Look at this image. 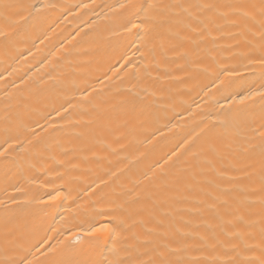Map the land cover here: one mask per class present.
Returning <instances> with one entry per match:
<instances>
[{"label":"bare ground","instance_id":"1","mask_svg":"<svg viewBox=\"0 0 264 264\" xmlns=\"http://www.w3.org/2000/svg\"><path fill=\"white\" fill-rule=\"evenodd\" d=\"M134 3L0 0V264H264L261 0Z\"/></svg>","mask_w":264,"mask_h":264},{"label":"snow or ice","instance_id":"2","mask_svg":"<svg viewBox=\"0 0 264 264\" xmlns=\"http://www.w3.org/2000/svg\"><path fill=\"white\" fill-rule=\"evenodd\" d=\"M122 7H128L132 11V15L135 17V19H129L128 25L125 27V31H131L133 29H139L142 27V23H146L148 20L151 19V16L149 15V12L152 8V5H141L134 3V0H128L127 5H122ZM209 7H211L209 5ZM261 15L264 16V0H261ZM141 13H143V21H141ZM141 21V22H138ZM0 35H3L2 32H0ZM260 64L264 65V56H261L259 61ZM229 75H234V73H229ZM249 95H260L262 98H264V91H261L259 93H250ZM242 99H248V97H243ZM3 152H0V155H3ZM262 155H264V152H262ZM97 232L100 231L99 229L96 230ZM88 235H92L94 233L89 232ZM88 264H114L113 261H109L106 258L103 257V254H101V258L92 260L88 262Z\"/></svg>","mask_w":264,"mask_h":264}]
</instances>
